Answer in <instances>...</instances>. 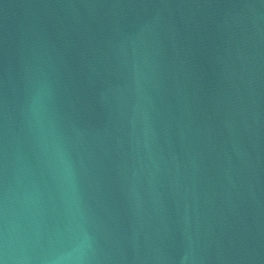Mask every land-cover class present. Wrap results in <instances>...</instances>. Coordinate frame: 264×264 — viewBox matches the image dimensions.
I'll use <instances>...</instances> for the list:
<instances>
[{
	"label": "water",
	"instance_id": "obj_1",
	"mask_svg": "<svg viewBox=\"0 0 264 264\" xmlns=\"http://www.w3.org/2000/svg\"><path fill=\"white\" fill-rule=\"evenodd\" d=\"M0 264H264V0H0Z\"/></svg>",
	"mask_w": 264,
	"mask_h": 264
}]
</instances>
